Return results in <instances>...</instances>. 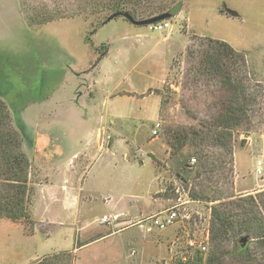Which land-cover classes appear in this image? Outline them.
Returning a JSON list of instances; mask_svg holds the SVG:
<instances>
[{"label":"rangeland","instance_id":"1","mask_svg":"<svg viewBox=\"0 0 264 264\" xmlns=\"http://www.w3.org/2000/svg\"><path fill=\"white\" fill-rule=\"evenodd\" d=\"M178 1L181 9L161 31L122 16L104 22L116 10L144 19ZM114 2L0 0V97L29 160L27 217L14 222L30 239L20 232V250L55 254L63 251L57 246L98 236L64 249L74 257L59 264H185L198 252L186 239L207 232L203 264L210 257L209 264H264L257 238L236 233L242 206L264 221V0ZM215 41L232 49L222 55L224 74L207 59L222 48ZM101 44L108 51L93 66ZM240 89L243 112L231 115L236 103L228 99ZM99 128L108 130L109 145L98 146ZM179 182L193 199L183 202L187 217L162 229L150 224L145 218L173 203L164 198L176 196ZM8 185L0 179L4 197L12 194ZM213 209L229 216L218 244L210 240ZM103 213L118 218L101 222ZM87 225L99 234L85 232Z\"/></svg>","mask_w":264,"mask_h":264},{"label":"trees","instance_id":"2","mask_svg":"<svg viewBox=\"0 0 264 264\" xmlns=\"http://www.w3.org/2000/svg\"><path fill=\"white\" fill-rule=\"evenodd\" d=\"M125 0H115L114 4L116 6L122 4ZM121 6V5H120ZM118 8V7H117ZM165 7L160 8V13L165 11ZM117 11V10H116ZM216 44H220L222 48H217L216 52L210 53L207 57L208 62L210 63V68L215 71L221 73H225V68L222 66L224 64V59L222 55L224 54L226 57L229 53L232 52L231 47L223 41H215ZM101 52L96 59L93 66H96L100 58H102L108 51L107 44H101L99 46ZM234 91L231 92V95L228 99V102L232 105V103H236V106L228 107L229 114H235V110L243 112V109L239 107V104L242 103V99H244L245 91L242 89L238 90L237 93L232 96ZM0 96L2 93L0 91ZM231 114V115H232ZM230 117V116H229ZM18 113H16L15 120L17 123H21L19 119ZM9 112L6 109L5 103L0 97V179H2L5 183H9L7 190L12 192L10 197H4L0 194V217L8 218L12 221L20 220L21 218L27 217L26 206L24 205V198L26 195V176L27 169L29 167V160L21 151V139L16 132L9 127ZM225 140H223V144L227 146V137L223 136ZM241 211L244 213L242 215L240 213V217L242 221H240L241 227L238 232L241 231L248 234V237H256L259 241L260 246L264 247V221L261 216L249 215V212L245 213V209L242 206ZM213 222L211 223V231H210V240L215 244L220 243V240L227 238V219L229 216L225 211H219L217 209H213ZM235 233V234H236ZM83 243L77 245L80 246ZM238 251L242 252L244 249L238 248ZM66 256L67 259H73L74 255H72L71 250H63L59 253L43 255L35 261L30 262L29 264H59V258ZM194 260V261H193ZM193 262H189L190 260H185V264H203V257L201 253H195ZM213 259L210 257L209 261L206 264H209ZM71 261H62V264H70ZM178 264H183L182 261L178 262Z\"/></svg>","mask_w":264,"mask_h":264},{"label":"built area","instance_id":"3","mask_svg":"<svg viewBox=\"0 0 264 264\" xmlns=\"http://www.w3.org/2000/svg\"><path fill=\"white\" fill-rule=\"evenodd\" d=\"M169 26L170 22L168 19H163L147 24L148 29L153 31H161L166 28H169ZM159 129L160 122L156 121L151 130V134L153 136H156L158 134ZM256 171L259 174H261L262 172L260 160L256 161ZM174 192L176 196L171 199V202H173L172 204L145 218L150 222V224L162 229L187 217V213L185 212L187 210L186 207L183 206V202H185L187 199L193 201V199L190 198L189 195V185L185 184V182H179V184L174 187ZM183 195H185V199L182 198ZM117 218L118 214H103L100 217V221L111 223L112 221L117 220ZM208 244L209 238L207 232H205V235L203 234L202 237L194 235L193 237H189L186 239V246L189 249H194L200 253H204L208 249Z\"/></svg>","mask_w":264,"mask_h":264},{"label":"crops","instance_id":"4","mask_svg":"<svg viewBox=\"0 0 264 264\" xmlns=\"http://www.w3.org/2000/svg\"><path fill=\"white\" fill-rule=\"evenodd\" d=\"M105 130H107V129L99 128L98 131H97V132H99V135H100V138H99L100 143H98V146L99 147L105 146L104 145L105 139H106V143H108V145H109V143H111V142H109L110 141L109 140L110 137L109 136H106L105 137V135H104L105 134ZM97 140H98V137H97ZM73 187H74V185H73ZM157 198H162V197H157ZM64 199L62 197L61 198V201H59V202L65 206V210L63 212H64L65 218L67 220L68 218H71V213L69 214V212H68L69 211V207H67L68 204H69V200H66V199L64 200ZM171 199H172L171 196H168L167 198H164V200H167L169 202H171ZM72 202H73V199H70V204ZM76 202H77V200H76ZM79 206H80V204H79ZM77 216H78L77 218L79 219V216L80 215H78V213H77ZM79 222H81L80 219H79ZM78 224L75 225V226L78 227V228H80V226H78ZM68 226L71 227L72 234H73V238L75 240L76 239V236H75L74 224L72 223V224H70ZM82 228H87V230L85 232L95 231L96 232V235L99 234V233H97L98 231H96L95 229H89L90 228L89 225H87L86 227L83 226ZM20 232H21V235L23 236L24 239H30V236L28 237L26 234H24L21 231V226H20L19 223L14 222V221H10V220L4 219V218H0V254L2 256L0 260H7V261H9V260L14 261L15 260L16 261L15 264H26L28 261L35 259L37 256L41 257L43 254L49 253V252L53 251V249L50 248L52 250L49 249V250L44 251L43 253H39V254H36V252H34L33 254H30L28 251H26L25 247H23V250H20V247H21L20 246V242H19ZM77 232H79L78 229H76V233ZM67 233L69 235L71 233V231H68ZM63 234L65 235L66 233L64 232ZM78 234H76V235H78ZM61 237L59 238V244H61L62 243V239H64L63 236H61ZM97 237L92 238V240H89L87 242H83V244L80 245V246H74V244H72V247H70V248H63V247L57 246L55 249L56 250H61V249H63V250L64 249H73V250H75V249H82V248H84V247L92 244L94 241H96V238ZM74 240H73V242H74ZM22 243H24V241ZM21 257H23L22 262H20Z\"/></svg>","mask_w":264,"mask_h":264},{"label":"water","instance_id":"5","mask_svg":"<svg viewBox=\"0 0 264 264\" xmlns=\"http://www.w3.org/2000/svg\"><path fill=\"white\" fill-rule=\"evenodd\" d=\"M180 9H181V1H178L176 4H174L168 10L161 12L159 14H156L154 16L144 18V19H135V17L132 14H130L128 11L119 10V11L113 12L109 17H107L105 19L104 22H106V21H108L111 18H114L116 16H122L135 25H147V24L155 22V21L168 19V18L174 16ZM222 10L225 11L227 14H230L232 16H238V13L235 10L230 9V8L226 7L225 5L223 6ZM246 239H247V236H242L240 238V241L243 243L246 241Z\"/></svg>","mask_w":264,"mask_h":264},{"label":"bare ground","instance_id":"6","mask_svg":"<svg viewBox=\"0 0 264 264\" xmlns=\"http://www.w3.org/2000/svg\"><path fill=\"white\" fill-rule=\"evenodd\" d=\"M101 133V132H100Z\"/></svg>","mask_w":264,"mask_h":264}]
</instances>
